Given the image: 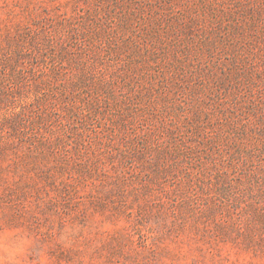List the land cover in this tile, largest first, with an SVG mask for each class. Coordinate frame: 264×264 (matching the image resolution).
Returning a JSON list of instances; mask_svg holds the SVG:
<instances>
[{
    "label": "rangeland",
    "instance_id": "obj_1",
    "mask_svg": "<svg viewBox=\"0 0 264 264\" xmlns=\"http://www.w3.org/2000/svg\"><path fill=\"white\" fill-rule=\"evenodd\" d=\"M0 264H264V0H0Z\"/></svg>",
    "mask_w": 264,
    "mask_h": 264
}]
</instances>
